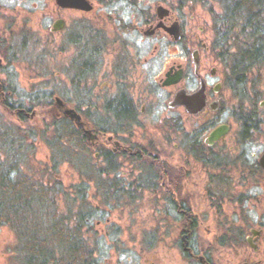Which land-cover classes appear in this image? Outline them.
Instances as JSON below:
<instances>
[{"label":"rangeland","instance_id":"1","mask_svg":"<svg viewBox=\"0 0 264 264\" xmlns=\"http://www.w3.org/2000/svg\"><path fill=\"white\" fill-rule=\"evenodd\" d=\"M143 1L155 3L159 0ZM170 2L175 12L181 17L187 31L188 89L198 88L199 79L193 73L191 53L194 49H199L204 62L200 74L203 76L204 72L207 73L205 76L208 83L207 92L210 93V99L219 98L221 102V110L217 112L216 118L215 115L213 118L228 123L231 127L230 133L213 148L212 153L215 155L209 156H218L224 160L242 156L249 164L256 162L264 149V130L258 138L238 145L235 143V138L239 136L237 133L240 132L242 120L249 115L250 108L253 109L252 114L259 123L257 126L264 128V110L258 105L259 101L256 103H254L255 100L253 101L250 74L245 75L241 83L230 78L228 56L224 52V47L222 48L220 42L216 41L217 34L213 30V15L220 13L218 4L212 3L211 0H170ZM122 5L126 6V2H118V5L107 9ZM40 9L37 0H28L23 3L19 0H0V80L2 83L0 100L4 98L17 100L21 105L20 110L25 112L24 115L27 118L26 122H21L7 114L0 106V131L5 129L9 131V134L15 131L19 135L20 133L16 130L19 127L20 131L26 135L36 133L27 141L28 148L25 150L22 163H20L21 160H14L16 157L15 154L13 155L14 151L6 153L1 147L0 161L20 163L22 166H19L22 169L32 172L37 178L47 182L52 180L45 173L47 170L51 172L54 163L46 162L49 160L54 162L58 158V153L54 150L57 147L53 133L54 126L58 124L61 117L69 122L72 120L62 112L60 117L55 115L57 121L54 123L49 118H45L46 111H50L53 107L56 109L55 112H58L55 97H59L65 106L81 110L85 117L86 101L90 98L92 90L100 96L108 94L109 87L106 86L103 90L99 88L106 81V72L112 70L111 66L116 54L111 48L100 54L99 66L93 70L96 84L92 88L91 78L89 79L88 75L91 72L88 73L84 67L88 56L80 49L72 47V37L69 36V27L74 14L72 12L60 14L67 20L68 26L58 34H51L46 28L51 24L49 18L46 17L42 21L36 18L35 14H38ZM26 14L28 16H25ZM125 16H128L127 12ZM125 19L128 20V17ZM202 43H205L207 49L200 48ZM154 46L157 49L150 54ZM165 48V40L159 38L141 40L138 43L139 66L136 73L139 80L150 83L155 76H159L164 62H168L170 57H177L171 55L174 50L167 51ZM145 57H148L147 62L143 60ZM213 66L217 69L216 77L209 75V69ZM217 81L222 84L219 94L212 91V86ZM152 93L149 100H154L155 107L158 106L155 111L159 114L163 109L159 105L165 96L159 89ZM43 103H45L44 106H41ZM253 103L254 108H252ZM51 115L48 112L47 117ZM204 116L206 115L192 116L182 113L183 127L189 131L196 130ZM89 120L97 126L102 123L100 116H94ZM49 122L54 125L47 126ZM204 124V129L207 130V122L205 121ZM71 126L73 127L72 122ZM77 136L79 137V134ZM161 139L164 140L163 136ZM175 142L174 139L170 144H165L164 148L173 150ZM74 147L71 145L69 148L73 150ZM178 153H181L180 147L174 152L175 155ZM207 168L209 171L205 167L202 170L193 168V173L189 175L190 183L185 189V193L190 194L186 200L202 222L188 238V244L195 255L201 253L204 248H214V259L217 258V264H231L232 258L226 259L231 254L227 250L228 247L215 246V238L221 234V231L214 229L215 225H211L217 214L214 207L216 204L213 203L215 199L209 197L207 185L211 173L217 172L213 167ZM226 168L228 173L225 174V179L217 182L220 192L232 194L230 198H225L221 205L226 217L229 218L230 214L238 211L240 207L249 209L252 217L260 213L264 216V185L262 187L243 184L239 179L241 180V175L245 172L240 173L239 170H233L227 166ZM55 169L52 170L55 177L62 181L65 187L70 186L68 197L72 199V214L77 212L78 218L80 216L84 218L87 226L95 227L93 233L88 232L86 237L90 245L94 247L96 264H199L196 258H189L183 252L182 230L179 224L181 221L171 207L169 214L164 213L167 205L163 199L157 198L151 192L143 194L134 201H128L129 203L123 200L124 202L120 204L111 200L105 201L93 193L83 197L78 189L79 186L82 187L81 184L78 185L80 174L72 164L68 161L59 162ZM83 191L85 188L81 192ZM241 192L246 196L238 197ZM97 204L106 210L99 225L96 224L99 214L95 215L92 209ZM66 205L70 206V203L66 202ZM106 218L109 219L108 223L105 222ZM207 228L210 230L209 233ZM21 241L13 227L0 224V264H22L18 251Z\"/></svg>","mask_w":264,"mask_h":264},{"label":"flooded vegetation","instance_id":"2","mask_svg":"<svg viewBox=\"0 0 264 264\" xmlns=\"http://www.w3.org/2000/svg\"><path fill=\"white\" fill-rule=\"evenodd\" d=\"M19 1L23 3L28 0ZM86 2L88 9L61 7L57 0H37V5L41 9L38 14H35L41 21L46 17L49 18L51 24L46 28L51 34H58L68 26L67 20L60 14L64 12L74 14L69 27V36L72 37V47L80 49L88 56L84 67L88 73L91 72L88 75L89 79L91 78L92 88L96 84L93 70L99 66L100 54L108 48L114 50L116 54L111 66L112 70L106 72V81L99 88L103 90L104 87H109L108 94L100 96L94 92V95L92 90L90 98L86 101L85 117L81 110L72 108L82 124L79 126L78 122L72 119V133L74 136L79 134V139L85 142L88 151V154L84 155L75 147L72 150V155L79 157L72 159V166L80 174L78 180V185H82L78 187L80 195L88 197L93 193L105 201L111 200L120 204L124 202L123 200L130 202L142 197L145 193H153L157 198L163 199L167 205L164 213L169 214L171 207L181 221L179 224L182 230L183 252L189 258H196L199 264H217V258L214 259V248H204L201 253L195 255L188 244V238L202 222L186 200L190 194L185 193L193 168L202 170L205 167L209 171L207 167H213L217 173H211L207 193L210 198L214 197L213 203L216 204L214 207L217 215L211 225H215L214 229L221 231V234L215 238V246L228 247L227 250L231 254L226 259L232 258L231 264H264L263 214L252 217L249 209L240 207L227 218L221 205L224 199L230 198L232 194L220 192V187L217 185V182L225 179L224 176L228 173L227 166L230 169L239 170L240 173L245 172L241 175V180L239 179L243 184L263 187L264 169L259 164V157L264 149L257 161L250 164L242 156H236L231 160L209 156L215 155L212 153L213 148L230 133L231 127L228 123L215 119L217 112L221 110V102L219 98L210 99V93L207 92L208 83L205 80L207 73L204 72L203 76L200 74L204 62L199 49H194L191 53L193 73L199 79L198 88L188 89L187 31L170 0H159L155 3L143 0H86ZM118 2H126V6L107 9L118 5ZM126 12L128 16H125ZM125 17H128V20ZM57 21L61 22L59 28L55 27ZM173 26L178 28L177 39L168 32V28ZM155 38L165 40V49L174 50L171 55L177 57H170L168 62H164L159 76H155L150 83H146L139 80L136 73L139 66L138 43L141 40ZM200 48L207 49L205 43H202ZM156 49L157 47L154 46L150 54ZM194 53L196 61L193 59ZM143 60L147 62L148 57ZM168 72L171 78L179 74L178 80L165 84ZM216 74V67H211L209 75L216 77ZM202 87L204 103L198 113H190L183 104L172 105L178 91L191 95ZM221 88V82L217 81L212 86V91L219 94ZM156 89L165 96L159 105L163 108L159 114L155 111L158 106L155 107L154 100H149ZM0 90H2L1 80ZM262 101L264 102L260 100L258 105L264 110ZM4 105H6L5 98L0 100L2 109ZM62 108L63 106H57L58 112L55 115L60 117ZM20 111L25 114L24 111ZM5 112L12 117L18 114L11 109ZM182 113L206 116L196 130L189 131L183 127ZM94 116L101 117L102 123L99 126L93 125L89 120ZM205 121L207 130L204 129ZM250 123L240 127V132L237 133L239 136L235 138L237 145L258 138L263 132V127L252 126L253 123ZM222 124L228 126L227 132L210 143L208 138L210 132ZM162 136L164 140L161 139ZM174 139L176 142L173 143V150L164 148L165 144H170ZM72 142L77 144L75 137H72ZM178 147L181 153L175 155L174 152ZM46 163L58 164L59 162L49 160ZM54 178L59 180L55 174ZM84 188L85 191L81 192ZM242 196L246 195L241 192L238 197ZM92 209L95 215L99 214L96 221L99 225L106 210L100 208L98 204ZM105 222L108 223L109 219L106 218ZM94 230L95 227L86 225L85 237L88 232L93 233Z\"/></svg>","mask_w":264,"mask_h":264},{"label":"trees","instance_id":"3","mask_svg":"<svg viewBox=\"0 0 264 264\" xmlns=\"http://www.w3.org/2000/svg\"><path fill=\"white\" fill-rule=\"evenodd\" d=\"M211 2L217 3L220 8V13L214 12L213 15V30L217 34L216 41L220 42L228 56L230 78L241 83L242 78L250 74L254 103L264 100V0ZM2 107L7 112L9 109L17 111L14 117L26 122L27 118L20 111L21 105L17 100L6 98V105ZM55 111L53 107L47 110L45 118L55 123ZM48 112L52 114L50 117H47ZM252 113L253 109L250 108L242 125H250V122L252 126L259 124ZM59 121L53 132L57 145L54 150L59 156L56 160L72 164V159L79 157L73 156L69 147L75 146L86 155V144L73 135L71 122L64 117ZM52 122L46 125L51 127L54 125ZM16 130L19 135L15 131L13 134L5 129L0 131V147L6 153L14 151V160H21L22 163L28 148L27 141L36 133L26 135L19 127ZM72 137H75L77 144L72 143ZM13 162L0 161V224L13 227L22 239L18 249L22 264H96L94 247L85 237V219L81 216L78 218L77 212L72 214V199L68 197L70 186L65 187L62 181L54 178L52 170L57 164L52 166L51 172L46 171L45 174L52 181L45 182L22 169L20 163Z\"/></svg>","mask_w":264,"mask_h":264},{"label":"water","instance_id":"4","mask_svg":"<svg viewBox=\"0 0 264 264\" xmlns=\"http://www.w3.org/2000/svg\"><path fill=\"white\" fill-rule=\"evenodd\" d=\"M58 5L61 7H66V8H80V9H88V3L86 0H57ZM160 9V8H158ZM61 25V22L57 21L55 23V27L59 28ZM168 32L174 36L175 39L179 37L178 34V28L177 26H173L171 28H168ZM193 59L196 61V55L195 53L193 54ZM213 71V70H212ZM169 72L166 73V80L165 84H171L174 83L178 80L179 74L174 75V77L169 76ZM204 101V91L203 87L200 88L197 92L187 95L184 91H178L175 96L174 100L172 101V105L175 104H183L186 109L190 113H198L202 107H203V102ZM55 104L59 107L63 106L62 112L64 115L68 116L71 120H76L78 122V125L81 126L80 118L79 116L72 110V108H69L64 105L63 101L59 97H55ZM261 105L264 106V102H261ZM228 126L227 125H219L216 128H214L210 134H209V142L211 143L214 140H217L220 136H222L224 133L227 132ZM259 164L261 167L264 169V152L261 154L259 157Z\"/></svg>","mask_w":264,"mask_h":264}]
</instances>
